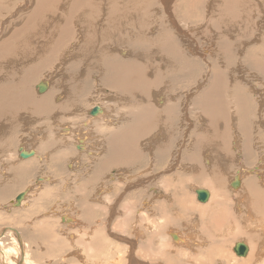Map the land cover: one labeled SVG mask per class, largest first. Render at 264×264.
Instances as JSON below:
<instances>
[{"label":"rangeland","instance_id":"rangeland-1","mask_svg":"<svg viewBox=\"0 0 264 264\" xmlns=\"http://www.w3.org/2000/svg\"><path fill=\"white\" fill-rule=\"evenodd\" d=\"M72 1L58 0L51 3L50 5H53L54 16L56 17L50 15V9H41L39 19L43 21L39 20V23H33V26H36V28L34 27L35 32L29 37L19 35L20 50L9 53L7 57L0 59V82L3 80V83L0 84L10 81L11 85H19L20 83L17 82L22 80L19 77H26L27 73L35 71L37 73L27 88V92L31 90L33 94L28 92V95L30 94L29 98L41 102L50 97L51 104L54 103L51 106L55 107L53 111L45 113L46 116L45 114L36 113L32 110V107L23 108L21 106L22 108L18 107L20 110L17 108L15 112L17 114H14L15 118H11L12 121L1 120L0 122V136L2 137H0V145L2 146V148L0 146V191L3 187L7 185L14 186L16 183L15 179L17 178L13 175V168L23 165L17 155L19 146L40 153H37L33 160L31 159L33 165L29 168L28 174L24 176L25 178L17 180L20 184L15 185L10 194L0 200V231L5 226H12L20 231L22 236L24 235L23 238L25 237L23 242L26 241L24 249H26L29 260H32L35 264H169L172 258L178 259L179 264H202L209 260L211 256H215L214 258L219 261L218 264H222L224 261L227 262L223 264H264V232L260 230V226L264 227V212L261 214L262 216L260 215L262 217L260 221H263L261 223L255 216L248 215L245 208L239 207L241 203H238L237 200L242 196L244 180L256 179L258 184H261L259 189L264 191V74L252 69L247 64L248 51L259 48V51L262 50L261 53L264 52V0H152L154 3L152 2V6L149 7L147 5L145 7L144 2L146 0H77L76 5L71 4ZM19 2L20 0H6L3 2L4 5L0 6L1 45L8 42V38L14 30L20 28L24 23L23 20L30 16L29 12L33 10L36 0H25V2L22 0L21 3L24 2L23 4ZM86 2H91L93 7L99 8L100 6L101 10L83 12L81 5ZM111 5L122 11V14H115L116 18L113 17L114 22L108 19L109 15L111 16ZM9 6L12 8L11 10ZM30 7L32 9H29ZM36 7L38 6H35L34 9ZM139 9H142V12ZM103 11L106 12V15ZM223 11L225 13H222ZM70 12L74 14H70ZM89 12L93 20H97L98 29L108 30L107 33L104 32L107 36L110 31L105 27V24L110 26V24L116 22L117 25H115L118 27L123 22L121 35L115 39L108 36L107 41H111V43L105 42L106 39L99 30V33L93 32L91 34V39L88 38L87 36L90 37V29L87 26ZM101 12L105 18L102 17L103 15L101 17L98 15ZM107 14L109 15L107 16ZM7 17H10L11 23ZM68 17L73 18V27L78 29L75 34L77 38H75V42L74 38L72 40L69 38V41L64 39L60 42L59 29L64 26L63 23L65 24ZM99 18L103 19L99 21ZM154 19L157 21V25ZM104 20L105 22H103ZM119 21L121 22L119 23ZM149 21L154 25L150 26ZM158 23H162L163 26L160 27ZM173 25H176L175 28ZM10 26L13 27V30ZM147 27L152 29L147 31L146 34L149 35H145ZM159 27L165 30L171 28L173 31L171 38L176 42L180 54L194 60L202 69H199V72L193 70L192 74L186 73L185 78L178 81L179 84H175L170 88L167 79V77L170 78V69L167 67V63L165 64L161 59L162 56L160 58L158 55L152 57L155 63L151 62L149 65L146 61V68L148 71L150 70L149 74L147 71L148 78L154 74L151 73V70L157 67L162 72L161 75L164 79L157 86L149 89L142 99L144 102L154 103L155 100L153 99L162 96V102L172 104L169 100L176 97L177 106L175 108L177 109L174 113L175 116L173 115L174 121L169 119V115L163 116L162 119H154V126L149 129L150 132L148 131V134L144 132L142 137L138 139V150L141 153L139 163L136 162L133 167L129 164L128 166H115L111 163L112 160L108 155V141L110 142V139L108 140L107 134H113V132L122 129L129 118V107L122 100L123 98L117 95L116 91L100 85V72L98 70H93L94 75L85 89L83 88L84 85L82 86L84 82L82 84L80 82L84 78L82 73L90 65L98 69L95 61L98 60V56H101L103 50L111 51L114 48L115 51L117 48L129 50L127 42H132L136 38L148 40L147 37H150L152 32L158 31ZM81 28H84V37L80 35ZM182 30L183 32H179ZM5 32L9 35H6ZM125 33L129 38H122ZM3 37L6 42H3ZM85 38H88L90 44L93 45L86 42L87 39ZM124 40L126 43H124ZM73 42L75 44H72ZM131 42L128 44L129 46H133ZM224 44L234 47L224 52ZM64 45L66 46L63 48ZM68 45L73 47V52H80L81 56L84 53L86 55L85 59L89 60L88 58H90L91 63H93L86 64L82 58H78L80 66H78L79 70L76 73L81 77L75 75L72 79L71 76H68V73H71V68L64 53L70 51ZM79 46H82L83 49ZM77 47L80 49L76 50ZM28 48L32 50V55L28 60L21 59L20 55ZM87 49H89V53H86ZM115 51L112 50L111 53L113 52L112 54L115 55ZM129 51L132 57V49ZM52 53L55 56L47 58L46 55H52ZM216 53L220 57L219 60L216 58ZM261 53L259 52V56ZM200 58L204 60V63H201ZM10 60L13 62L11 64L7 63ZM87 60L86 62H88ZM138 61L140 62L139 58ZM15 62H18L19 65H14ZM211 65L215 67V70L221 69L223 77H220L225 78L227 83L226 88L220 85V93L214 98L222 101L219 105L224 107L223 111L227 119V122H219L216 125L217 129L211 128L210 121L200 114L199 106L192 105L197 94L205 92L202 87L213 83L212 80L217 77L213 73L214 69L211 74L209 70ZM11 77L15 80H9ZM46 80L50 87H48L46 93L40 96L36 93L35 85L41 81L46 82ZM20 86L24 85L16 86V90H19L17 93H21ZM235 87H241L251 99L247 103L248 111L250 110L247 124L249 127L248 134L250 133L249 145L251 147V154L248 159L244 156V149H241L244 147L240 134H238L236 106L231 103L232 92H234ZM74 88L78 89L76 94L72 92ZM50 92L51 95H49ZM137 93L138 91L135 94L137 95ZM19 95L16 100L19 99ZM162 97L159 99H162ZM58 98H62V100ZM166 99L168 100L166 101ZM194 101L197 100L194 99ZM57 103L61 104L60 108ZM165 104L155 102L159 109H163ZM96 106H102L101 108L105 109L107 115L105 117L110 121L109 124L104 122L103 118L98 117L97 119V117L89 115L90 110ZM21 110L23 112L26 110L27 115H25L26 113L21 114ZM85 122L88 123V126ZM9 127H12L10 132L7 131ZM65 129H67V132H65ZM215 130L220 132L226 130L228 132L229 145L227 148H231L232 152V156H229L228 159L226 157L227 153L223 152L224 147L221 154L216 148L220 140L213 138ZM10 133L12 134L11 138H9ZM198 133H200V137H204L214 142V144L210 145L208 143L204 148H201V151L194 153L193 156L197 159L193 166L196 169L198 167L209 171L213 163H216V170L221 171L220 178L222 180L218 194L211 185L207 189L205 186L195 185L191 179L197 174L193 172V176L190 175L192 166L179 160L184 149L193 147L194 136H197ZM8 138L12 140L11 145L9 143L7 145ZM82 139L83 143L81 145L84 151L81 152L78 149V144ZM156 141V144L167 143L169 146L167 154L162 159L158 158V146L154 144ZM51 142L53 145L50 144ZM5 143L6 145H4ZM55 144L68 147L67 154L60 155L62 158L53 156L56 150L54 148L58 149L59 147H56ZM8 147L10 148L8 149ZM203 150L208 153H204ZM242 153L243 156H241ZM224 154H226L225 157ZM32 166H34V169ZM253 171L256 172L257 176L259 175V179L256 178ZM238 172H240L241 177L236 175ZM176 175H178V178L174 182L181 181V184L174 183L177 185V189L170 190L174 194V198L169 203L171 204L173 201L175 205L170 209L168 207L169 203L164 202L166 194H164L165 189L161 181L169 177H177ZM180 175H183V177ZM234 176H238L239 181L242 183L236 190L229 186ZM198 188L211 191L210 203L203 205L196 199L194 191ZM22 192H26L25 198L19 206H13L11 203H14V197ZM162 201L166 204L163 205L164 207L162 206V208H165L162 211L165 212L163 213L165 217L158 211ZM218 203L223 204V207L215 209ZM238 207L241 209L238 210ZM225 212L227 214V222H225L230 225L226 227L225 232H222L225 228V224H223L225 222H222L221 218L225 217L223 215ZM208 213L217 214L218 216L212 220L208 217ZM62 218L64 221H62ZM71 221L72 223H70ZM204 227L210 230L209 235L211 238L209 242H214L220 237L226 240L221 249L215 246H210V248L206 240L197 235L201 233ZM139 232L141 233L138 234ZM171 233L178 235V242H175L176 240L172 242ZM187 235H190V237ZM182 238L184 243L180 242ZM5 240L9 242V245L11 244L10 239L5 238ZM236 242H246V244H249L248 246L251 245V253L245 260L237 261L234 259L236 256L233 255V258L231 255V246ZM188 244L190 246H187ZM197 251L201 253L197 254ZM11 255L14 256V254ZM219 257L220 259H218ZM1 258L0 256V264H2ZM221 258L226 259L222 260ZM14 260L17 261V259ZM175 263L178 264V262Z\"/></svg>","mask_w":264,"mask_h":264},{"label":"bare ground","instance_id":"bare-ground-1","mask_svg":"<svg viewBox=\"0 0 264 264\" xmlns=\"http://www.w3.org/2000/svg\"><path fill=\"white\" fill-rule=\"evenodd\" d=\"M6 1V0H0V6L2 7V4L3 2ZM14 1V0H13ZM22 0H20V4H23L25 2V0H23L24 2L21 3ZM58 0H36L35 2V6H38L35 8H33V10L31 12H29L30 16L23 20L24 23L21 25L20 28H17L14 30L13 34H11L9 41L6 42L4 40V37H3V42L5 41L6 43L4 44H0V59L3 58V57H7L9 55V53H13V52H17L20 50V36L19 35H27V37H29L30 35H32L34 32H35V28L36 26H33V23L35 22H38L39 23V20L41 21V19H39V16H40V10L41 9H44V8H47V9H50V15L51 16H54V8H53V5H50L51 3H54V2H57ZM77 0H73L71 4L73 5H76V2ZM79 1H83V0H79ZM154 3V1L152 0H146L144 3H145V7L146 5L149 7L151 5V3ZM29 3V2H28ZM152 3V4H153ZM11 4V3H10ZM14 4V2H13ZM4 5V4H3ZM17 5V4H16ZM19 5V4H18ZM142 5V4H141ZM82 6V11L83 12H87V10H91L90 12H97L99 10H101V7L99 6L98 7H93V4L90 2H86L84 4L81 5ZM114 5H111V10H110V14H107V16L109 15L108 19L111 20V21H115L114 19L116 18V15L115 14H122V11L117 9L116 7H113ZM152 6V5H151ZM6 7V6H5ZM11 7L13 8V5H11ZM10 6V10L12 9ZM18 7V6H17ZM33 7V6H32ZM74 7V6H73ZM231 7V5H230ZM22 8V7H21ZM138 8H139V5H138ZM137 8V9H138ZM5 9V8H4ZM8 9V8H7ZM14 9V8H13ZM15 9H17L15 7ZM29 9H32L31 7ZM28 9V10H29ZM104 10V9H103ZM141 10L142 12V9H139ZM144 10V9H143ZM147 10V9H146ZM17 11V10H16ZM226 11V10H225ZM15 12V11H14ZM73 12V11H72ZM89 12V16L87 15V17L89 18L88 19V27L90 29V37L87 36L85 34V37L87 36L88 38L91 39V34L93 32H96V33H99V31L103 34L102 36L106 39L105 42L107 43H111V41H107L108 39V36H111V38L114 37L117 38L121 35V27H122V24H119V26L117 27L116 25V22L113 23V24H110V26H106L105 24V27L107 29H109L110 33H108V36L105 35L104 32H108V30L106 31L105 29H98V22L97 20H93V18L91 17V13ZM150 12V11H149ZM152 12V10H151ZM228 12V11H227ZM16 14H18L17 12H15ZM104 13V11H103ZM106 13V12H105ZM104 13V14H105ZM222 13H225L224 11ZM12 14V13H11ZM10 14V15H11ZM70 14H74V13H71ZM96 14V13H95ZM94 14V15H95ZM98 14V13H97ZM46 15V14H45ZM100 17L102 14L99 13L98 14ZM106 15V14H105ZM152 15V14H151ZM7 16V15H6ZM5 16V17H6ZM9 16V14H8ZM12 16V15H11ZM22 16V15H21ZM44 16V15H43ZM47 16V15H46ZM86 16V15H84ZM127 16V15H126ZM2 17V16H1ZM56 17V16H54ZM103 18L104 15L102 16ZM114 17V19H113ZM4 18V17H2ZM8 18V17H7ZM10 18V17H9ZM8 18V21L10 20ZM59 18V17H57ZM98 18V17H97ZM103 18H99L98 20L101 21V19ZM13 19V18H11ZM53 19V18H52ZM43 21V20H42ZM41 21V22H42ZM55 21V20H54ZM117 21V20H116ZM14 22V20H13ZM12 22V23H13ZM17 22V21H16ZM56 22V21H55ZM63 22V21H62ZM60 22V23H62ZM105 22V20L103 21ZM121 21H119L120 23ZM154 22H156L155 24L157 25V21H155L154 19ZM162 22V21H161ZM177 22V21H176ZM10 23H11V20H10ZM18 23V22H17ZM149 24L150 26H153L154 24L152 22L149 21ZM2 24V23H1ZM104 24V23H102ZM109 24V23H108ZM116 24V25H115ZM160 25V27L163 26L162 23H158ZM174 24V23H173ZM6 25V24H5ZM15 25V23H14ZM13 25V26H14ZM64 25V26H63ZM63 27H61L59 29V33H60V42L63 41L64 39L68 40L70 38V40H72L74 38V42H75V38H77V35H75L78 31V29H76V27L74 28L73 27V18L71 17H68L65 21V24L63 23ZM16 26V25H15ZM77 26V25H76ZM86 26V27H87ZM101 26V25H100ZM99 26V28H100ZM172 26V25H171ZM174 26V25H173ZM176 26V25H175ZM174 26V28H175ZM12 27V26H10ZM35 27V28H34ZM79 27V26H78ZM157 27V26H155ZM159 29L161 30L159 32V29H157L158 31L156 32H152V35L150 37H147L148 40L146 39H142V38H136L135 40H132L131 42V45L133 46H129L128 44L130 42H127V47L129 48V50L132 49L131 51V55L132 57L130 56V51L128 49H118L117 48V52L115 51V48L112 49L113 52L115 51V55H113L111 53V51L107 50V51H104L101 53V56H98V60L95 61L96 64H97V67L98 69H95L94 66H89L83 73L82 75L84 76V78H82L80 80L82 86L84 85V89L86 88V86H88L89 84V80L92 78V76L94 75L93 74V70H98L100 72V85L102 87H107L108 89L111 88L113 89L114 91H116L117 95L121 96L123 99V101L128 105L129 107V111H128V120L126 121V123L123 125L122 129L118 130L117 132H113V134H107V137H108V140L110 139V142L108 141V155L109 157L111 158L110 160L111 163L115 166H121V165H125V166H134L136 162L139 163V161L141 160V153L140 151L138 150V139L142 137V135L145 134L149 131V129H151V127L153 128V124H154V119H162V117H166L169 115V119L170 120H173L174 121V118H173V115L174 113L176 112L175 110L177 108H175V106H177L176 104V97L175 98H172L171 100H169V102H172V104H165L164 101L162 102L163 100V97L162 96H158L159 98L162 97V99H159V98H155L153 100H155V102H159V104H165L163 109H159L156 105H155V102L154 103H150V102H144L142 97L144 95H146L147 91H149V89L153 88L154 86H157L164 78L163 76L161 75L162 72H160L158 70L157 67H154L152 70H151V73H154L150 76V78H148L147 76V71L148 69L146 68V61H148V65L149 63H155L153 60H152V57L154 58L156 55L159 56H162L161 59H163V61L165 62V64L167 65V67L170 69L169 72V76L170 78L167 77V79L169 80L168 84L170 85V88H172L175 84H179L178 81L179 80H182V78H185V75L186 73H193V70L195 72H199L198 70L199 69H202L200 68V65L196 64V62L192 59H189L188 57L180 54V52L178 51V47H177V44L176 42L171 38V35L173 34V31L170 29L168 30H165L164 28H160ZM15 28V27H14ZM152 28V27H150ZM154 28V27H153ZM1 29V28H0ZM4 29V27H3ZM2 29V30H3ZM7 30V28H5ZM13 30V27L11 28ZM10 29V30H11ZM76 29V31H75ZM80 29V28H79ZM83 29L84 28H81V36H83ZM187 29H190V28H187ZM193 29V28H192ZM5 30V31H6ZM99 30V31H98ZM148 30H152V29H148L147 27V30L145 31V35H149V34H146ZM85 31V30H84ZM4 32V31H3ZM25 32V33H24ZM179 32H183L182 31H179ZM196 33V32H195ZM6 35H9L5 32ZM89 34V33H88ZM185 34V33H184ZM183 34V35H184ZM75 35V36H74ZM79 35V33H78ZM97 35V34H96ZM188 35V34H187ZM5 36V35H4ZM84 37V36H83ZM7 38V37H5ZM88 38H85L87 39L86 42H89V39ZM93 38V37H92ZM122 38H129L128 35H126V33L124 34V36ZM121 38V40H123ZM190 38V37H189ZM41 39V38H40ZM110 39V38H109ZM29 41V38L27 39ZM39 40V39H38ZM120 40V42H121ZM192 40V39H191ZM37 41V40H36ZM69 41V40H68ZM127 41V40H126ZM2 42V43H3ZM35 42V41H34ZM72 43V44H75V43ZM83 42V41H81ZM93 42V41H92ZM24 43V42H23ZM95 43V42H94ZM124 43L125 40H124ZM26 44V43H25ZM59 44V43H58ZM84 44V43H83ZM87 44V43H86ZM90 44V42H89ZM27 45V44H26ZM78 45V44H77ZM80 45V44H79ZM82 45V44H81ZM88 45V44H87ZM90 45H93V44H90ZM109 45V44H108ZM111 45V44H110ZM121 45V44H120ZM23 46V45H22ZM61 46V44H60ZM66 45L63 46V48L65 47ZM69 46V45H68ZM71 46V45H70ZM69 46V47H70ZM106 46V45H105ZM112 46V45H111ZM125 46V45H124ZM193 46V45H192ZM58 47V46H57ZM68 47V48H69ZM80 48H82V46H79ZM76 48V50H78V48ZM89 47V46H88ZM93 47V46H91ZM116 47V46H115ZM123 47V46H122ZM197 47V46H196ZM234 46L232 45H229V44H224L223 45V51L224 52H227L228 50L232 49ZM79 48V49H80ZM86 49V47H84ZM105 48V47H104ZM121 48V46H120ZM131 48V49H130ZM190 48V47H189ZM194 48V47H193ZM264 48V46H263ZM83 49V48H82ZM92 49V48H91ZM110 49V48H109ZM70 51H68V53L65 51V57L68 58L69 60V63H70V68H71V73L69 74L68 73V76H71L72 79H74V76L75 75H78L76 73L77 70H79L78 66L79 65V57L82 58L84 60V62L86 64L88 63H91L90 61V58H88L89 60L85 59L86 58V55H84V53L82 54L83 56H81V53L78 52L75 53L72 51L73 50V47H70L69 49ZM191 50V48H190ZM193 50V49H192ZM197 50V48H196ZM260 49H252L250 51H248L247 53V64L254 70L256 71H260L261 73L264 74V52L261 53V51H259ZM94 51V50H93ZM221 51V50H220ZM54 52V51H53ZM96 52V50H95ZM189 52V51H188ZM196 52V51H195ZM199 52V51H198ZM216 52V50H215ZM259 52L261 53V55L259 56ZM32 50L30 48H28V50H25L22 52V54L20 55V58L21 59H27L32 55ZM63 53V54H64ZM69 53H72V54H69ZM86 53H89V49H87ZM94 53V52H93ZM91 54V53H90ZM200 54V53H199ZM36 55V54H34ZM95 55V54H94ZM128 55V56H127ZM203 55V54H202ZM216 55V58H218V60L220 59V57L217 55V53L215 54ZM45 56V54L43 55V57ZM47 58H50V57H54L53 56V53L52 55H46ZM50 56V57H49ZM127 56V57H126ZM167 56H168V61H167ZM191 56V55H190ZM200 57V55H198ZM197 56V58H199ZM205 56H206V53H205ZM37 57V55H36ZM92 57V56H91ZM196 57V55H195ZM193 57V58H195ZM138 58L140 60V62L138 61ZM158 58V57H157ZM158 58V59H159ZM230 59V57H228ZM262 58V59H260ZM97 59V58H96ZM212 59V58H211ZM6 60V58H5ZM13 60H16V59H13ZM30 60V59H29ZM86 60L88 62H86ZM94 60V59H93ZM196 60V59H195ZM82 61V60H81ZM200 61L201 63H204L203 59L201 60L200 58ZM13 61H8L7 63H12ZM158 62V61H157ZM163 63V62H162ZM14 65L18 64V62H15L13 63ZM62 64V63H61ZM93 64V63H91ZM173 64V66H172ZM206 64V63H205ZM214 64V63H213ZM8 65V64H7ZM19 65V64H18ZM41 65V63H40ZM43 65V64H42ZM45 66V65H44ZM86 66V65H85ZM164 66V65H163ZM162 66V67H163ZM76 67V68H75ZM82 67V66H81ZM84 67V66H83ZM17 68V67H16ZM85 68V67H84ZM91 68V70H90ZM211 69H209L211 71V74H212V71L214 69V72L215 75L217 76L215 79H213V83L209 84L208 86H204L202 87V90L205 91L204 93L202 94H197L196 99L197 101H194L193 99V102H192V105L195 107L196 106H199V112L201 115H203L204 117H206L209 121H210V126L211 128L213 129H217L216 125H218L219 122H223V121H226L227 122V119H226V116H225V112L223 111L224 110V107L222 105H219L222 103V101L220 100H217V99H214L217 95H219V91H220V85L223 87V88H226V80L225 78H221L223 77L222 76V71L221 69L220 70H215V67L214 66H210ZM9 69V68H8ZM30 70V69H29ZM38 71V70H37ZM64 71V70H63ZM150 71V70H149ZM149 71H148V74H149ZM1 72V71H0ZM209 72V71H208ZM15 73V72H14ZM37 72L33 71V72H30L28 75L26 74V77H19V78H22V80H18L19 82L17 83H20L19 85H24V86H20V92L21 93H17L19 92V90L17 91L16 90V86H19L18 84L16 86H14L13 84L11 85L10 81L9 80H12L14 81L16 79V74H15V79H12L10 78L8 81V83H5V84H0V122L1 120H4V121H7V120H11V118L14 117V114H17L15 113L17 108L19 107H32V110H34L36 113H40V114H45L47 112H51L54 110L55 107L51 106V98L48 97L46 98V100L44 101H41V102H36L34 100H32L31 98H29V95H28V92H30L32 94V91L28 90L27 92V88H28V85L29 83L31 82V80L34 78V76L36 75ZM81 73V72H80ZM79 73V74H80ZM95 73V72H94ZM150 73V74H151ZM210 73V72H209ZM25 74V73H24ZM64 75V74H63ZM67 75V74H65ZM210 75V74H209ZM13 76V75H12ZM23 76V74H22ZM80 76V75H78ZM221 76V77H220ZM81 77V76H80ZM18 78V77H17ZM55 78V77H54ZM68 78V77H67ZM60 80V79H59ZM71 80V79H70ZM62 81V80H61ZM69 81V80H68ZM47 82V80H46ZM54 82V81H53ZM0 83H3V80H1ZM48 83V82H47ZM58 83V82H56ZM64 83V81H63ZM68 83V82H67ZM66 83V84H67ZM71 83V81H70ZM69 83V84H70ZM75 83V81H74ZM73 83V84H74ZM164 83V82H162ZM161 83V84H162ZM166 83V82H165ZM38 84V83H37ZM36 84V85H37ZM65 84V83H64ZM77 84V83H76ZM80 84V83H79ZM35 85V86H36ZM50 85V84H49ZM242 85V84H241ZM240 85V86H241ZM66 86V85H65ZM50 87V86H48ZM52 87V86H51ZM56 87V85H55ZM55 87H52V88H55ZM77 87V86H76ZM201 87V86H200ZM78 88V87H77ZM49 89V88H48ZM71 89V88H70ZM159 89V88H158ZM234 92H232V100H231V103L232 105L236 106V115L238 116V123H237V126H238V134H240V138L242 140V145L244 148H241L245 153H244V156H246L245 158H249L250 157V145H249V135L250 133L248 134L249 132V127H248V124H247V120L248 118L250 117V110L248 111V107H247V103L249 101H251L250 97L244 92V90L241 88V87H235L234 88ZM89 90V89H88ZM35 91V90H33ZM48 91V90H47ZM46 91V92H47ZM78 91V89L74 88L72 90V92L74 94H76ZM138 91V93H140L138 95L135 94L136 92ZM201 91V90H200ZM199 91V92H200ZM202 91V92H203ZM45 92V93H46ZM58 92V91H57ZM80 92V91H79ZM237 92V93H236ZM37 93V92H36ZM60 93V92H59ZM70 93V92H69ZM89 93V92H88ZM115 93V92H114ZM20 94V95H19ZM142 94V96H141ZM19 95V99L16 100L17 96ZM33 95V94H32ZM49 95H51V92L49 93ZM41 96V95H40ZM62 96V95H61ZM60 96V97H61ZM195 96V95H193ZM20 97H22L20 99ZM33 97V96H32ZM52 97V96H51ZM65 97V96H64ZM76 97V96H75ZM112 97V96H111ZM227 97V96H226ZM35 98V97H34ZM55 98V97H54ZM146 98V97H145ZM151 98V97H150ZM187 98V97H185ZM60 99V98H58ZM104 99V98H103ZM115 99V98H114ZM188 99V98H187ZM38 100V99H37ZM62 100V98L60 99ZM64 100V99H63ZM150 100V99H149ZM168 99H166L167 101ZM192 101V99H190ZM102 102V101H101ZM185 102V101H184ZM261 102V101H260ZM61 103V102H60ZM168 103V102H167ZM187 103V102H186ZM189 103V102H188ZM59 104V103H57ZM76 104V103H75ZM263 104V103H262ZM59 108L61 107V104H59ZM63 105H64V102H63ZM187 105V104H186ZM68 106V105H67ZM156 106V108H154ZM163 106V105H162ZM21 107V108H22ZM63 107V106H62ZM96 107H99V106H96ZM102 107V106H101ZM101 107H99V113L94 116V117H98L99 118H103L104 119V122H107V124L110 123V121H108V119H106L107 116L105 114V109H102ZM179 107V106H178ZM18 108V110H20ZM58 108V109H59ZM66 108V107H65ZM186 108V107H185ZM187 109V108H186ZM63 110V108H62ZM65 110V109H64ZM184 110V109H183ZM22 111V110H21ZM19 111V112H21ZM56 111V110H55ZM59 111V110H57ZM18 112V113H19ZM27 111L25 110V112L22 111L21 114L23 113H26ZM34 112V114H35ZM28 113V112H27ZM27 113L25 115H27ZM31 113V112H30ZM59 113V112H58ZM188 113V112H187ZM20 114V113H19ZM50 114V113H49ZM55 114V113H54ZM61 114V113H60ZM185 114V113H184ZM30 115V114H29ZM39 115V114H38ZM46 115V114H45ZM32 116V115H31ZM37 116V115H36ZM47 116V115H46ZM51 116V115H50ZM175 116V115H174ZM224 116V117H223ZM19 117V116H18ZM39 117V116H38ZM15 118V117H14ZM17 118V117H16ZM41 118V117H40ZM225 118V119H224ZM55 119V118H54ZM106 119V120H105ZM167 119V118H166ZM167 119V120H169ZM14 120V119H13ZM110 120V119H109ZM3 121V122H4ZM161 121V120H160ZM49 122V121H48ZM88 122H89V119H88ZM162 122V121H161ZM168 122V121H167ZM252 122V121H251ZM86 123V122H85ZM157 123V122H156ZM249 123V122H248ZM26 124V123H25ZM53 124V123H52ZM88 123H86L87 125ZM166 124V123H165ZM207 124V123H205ZM1 125V124H0ZM8 125V124H7ZM16 125V124H15ZM13 128L14 127V124H12ZM88 126V125H87ZM158 126V125H157ZM163 126V125H162ZM8 127V126H6ZM26 128V126H25ZM167 128V127H166ZM9 130H7L8 132H10V129L12 130V127H9L8 128ZM204 129V128H203ZM202 129V130H203ZM28 130V129H27ZM1 131V130H0ZM6 131V132H7ZM3 132V131H2ZM5 132V131H4ZM65 132H67V129H65ZM150 132V131H149ZM11 134V133H10ZM9 134V135H10ZM50 134V133H49ZM148 134V133H147ZM170 134V133H169ZM253 134V133H252ZM6 135V134H5ZM44 135V134H43ZM46 135V134H45ZM7 136V135H6ZM12 134L10 135L9 138H11ZM105 136V135H104ZM253 136V135H251ZM1 137V136H0ZM144 137V136H143ZM2 138V137H1ZM6 141L7 142V145L9 143V145L12 144V140L9 139ZM103 138V136H102ZM213 138L217 139V140H220V142L216 145V148L218 149V152L221 154L222 151H223V147H224V151L223 152H226L227 153V156L226 154H224V157L226 156L227 159L230 158L232 156V152H231V148H227V146L229 145V140L227 139L228 138V132L225 130L224 132H220L219 130H215L213 132ZM233 139V138H232ZM253 139H255L253 137ZM1 140V139H0ZM6 140V139H5ZM39 140V139H38ZM105 140L107 141V139L105 138ZM27 141V140H26ZM158 141V140H157ZM154 142V144L157 143ZM206 141V142H205ZM256 141V140H255ZM11 142V143H10ZM28 142V141H27ZM260 142V141H259ZM3 143H4V140H3ZM21 143V142H20ZM83 143V139L80 141V143L78 144V149L82 152L84 151L83 150V146L81 145ZM214 144V142H211L209 141L208 139L204 138V137H200V133L197 134V136H194V144H193V147H191L190 149H184V157H183V152L182 154L180 155V158L179 160H181L182 162H186V163H189L192 167L190 168V175L193 176V172L194 174H197V175H194L193 178L191 179V181L195 184V185H198V186H205L206 189L209 185L213 186V189H215L216 193L218 194V192L220 191V185H221V178H220V175H221V171L219 170H216V163H213V166L212 168L207 171V170H204L203 168H198L197 169L193 166L194 165V162L195 160L197 159V157L195 158L193 155L195 152H199L201 151V148H204L205 145L207 144ZM51 145L52 142L50 143ZM262 144V143H261ZM6 145V143L4 144ZM15 145V144H14ZM25 145V144H24ZM56 147H58L59 145L58 144H55ZM158 147V150H159V155H158V158L159 159H162L165 154H167V149H168V144L167 143H158L156 144ZM231 145V144H230ZM1 146V145H0ZM38 146V145H37ZM241 146V145H239ZM238 146V147H239ZM252 146V145H251ZM12 147V146H11ZM44 147V146H43ZM154 147V146H153ZM231 147V146H230ZM2 148V146H1ZM10 147H8L9 149ZM22 149L23 151H26L28 154L33 152V156H31L30 158H26V159H21L19 158V149ZM100 148V147H99ZM149 148V147H148ZM182 148V147H181ZM253 148V147H252ZM56 149L55 152H54V157H58V158H62L60 157V155H65L67 154V151L69 150L68 147H66L65 145H60L57 148H54ZM238 149V148H237ZM7 150V149H6ZM106 150V151H107ZM156 150V149H155ZM1 151V149H0ZM204 153H208L206 152L205 150H203ZM234 151V150H233ZM238 151V150H237ZM242 151V152H243ZM252 151V150H251ZM11 152V151H10ZM41 152V151H40ZM235 152V151H234ZM38 153V151H37ZM36 151H33V150H28L26 149L24 146H19L18 147V152H17V155H18V158L21 159V161L23 162V165H19L18 167H15V169L13 168L14 170V177H16L17 179L16 180V183L15 185L17 184H20V182H18L17 180L18 179H22L25 178L24 176H26L28 174V170L29 168L31 167L32 164V160L34 157H36L37 155ZM103 153V152H102ZM237 153V152H236ZM40 154V153H38ZM51 154V153H50ZM246 154V155H245ZM234 155V154H233ZM237 155V154H236ZM239 155V154H238ZM43 156V154H42ZM230 156V157H229ZM240 156V155H239ZM243 156V153L242 155ZM213 157V156H212ZM235 157V156H234ZM39 158V157H38ZM37 158V159H38ZM41 158V157H40ZM208 158V157H207ZM237 158V157H235ZM234 158V159H235ZM243 158V157H242ZM32 159V160H31ZM216 159V158H215ZM40 160V159H39ZM218 160V159H216ZM221 160V159H220ZM233 160V158H232ZM236 160V159H235ZM243 160V159H242ZM2 161V160H1ZM11 161V160H10ZM20 161V162H21ZM211 161V160H210ZM245 161V160H243ZM241 161V162H243ZM36 162V161H35ZM180 162V163H182ZM208 162V161H207ZM1 163V162H0ZM38 163V162H37ZM99 163V162H98ZM110 163V162H109ZM198 163V162H197ZM239 163V162H238ZM245 164V162H243ZM242 163V164H243ZM15 164V163H14ZM41 164V163H40ZM105 164V162H104ZM30 165V166H29ZM103 165V164H102ZM108 165V163H107ZM139 165V164H138ZM145 165V164H144ZM204 165V164H203ZM34 166H35V163H34ZM34 166H32V168L34 169ZM98 166V165H97ZM104 166V165H103ZM102 166V167H103ZM205 166V165H204ZM224 166V164H223ZM3 167V166H2ZM83 167V166H82ZM100 167V166H99ZM31 168V169H32ZM126 168V167H125ZM32 169V170H33ZM37 169V168H35ZM81 169V167H80ZM188 169V168H187ZM206 169V168H205ZM224 169V168H222ZM257 169V168H256ZM30 170V171H32ZM82 170V169H81ZM225 170V169H224ZM29 171V173H30ZM245 171V170H244ZM36 172V170H35ZM41 173V172H40ZM79 173H82V172H79ZM167 173V172H166ZM254 175L256 176V178L259 179V175L257 176L256 172H254ZM188 174V173H187ZM244 174V173H243ZM3 175V174H2ZM43 175V174H42ZM238 175L239 177L240 176V172H238ZM45 176V175H44ZM177 177H169L168 179L164 178L165 180L161 181V184L163 185L165 191H164V194H166L165 196V203L168 204L169 201L174 198V194L172 192H170V190H175L177 189V185H175L174 183H180L181 184V181H177V182H174V180H176L178 178V175H176ZM183 177V175H180ZM9 177V176H8ZM236 177V176H234ZM9 179V178H8ZM234 179V178H233ZM232 179V180H233ZM239 179V178H238ZM249 179V178H247ZM20 180V181H22ZM41 181L43 180L40 179ZM231 180V182H232ZM255 180V181H254ZM34 181V180H33ZM245 183H244V187L242 188V196L241 198H237L238 200V203H241L239 207H242V208H245V211L248 215H252V216H255V218H257L258 221L262 220V217H260V215L264 212V191L259 189V185L261 184H258V181L254 178H251L249 180H244ZM7 182V181H6ZM91 182V181H90ZM94 182V181H93ZM240 182V185L242 184L241 181ZM10 183V182H9ZM46 183V182H45ZM37 184V183H36ZM179 184V185H180ZM14 185V186H15ZM14 186H11V185H7L5 187H3V189L0 191V200H2L3 198H5L8 194H10V192L12 191L13 187ZM40 186V185H39ZM47 186V185H46ZM230 186V185H229ZM39 189V188H38ZM222 189V188H221ZM231 189V188H230ZM197 190H203L205 191L208 196L206 198V200L204 202H201L203 205H206L208 203H210L211 201V197H212V194H211V191L208 189V190H205V189H195L194 191V194L196 195V191ZM236 190V189H234ZM214 193V192H213ZM20 194V193H19ZM19 194H17L16 196H18ZM215 194V193H214ZM16 196L14 197V199L16 198ZM238 196V195H237ZM43 197V196H42ZM239 197V196H238ZM196 199H197V195H196ZM236 199V198H235ZM168 200V201H167ZM23 201V200H22ZM21 201V202H22ZM207 201V202H206ZM163 202V201H162ZM161 202V206L158 207V211L160 212V214L162 213H165V212H162L164 211L165 208H162L163 205H166L164 204V202L162 203ZM160 203V202H159ZM175 205L172 201V203L168 205V207L171 209L173 208ZM164 207V206H163ZM167 207V209H168ZM218 207H223V204H220L218 203V205L215 207V209H217ZM237 208L238 210L241 209V208ZM29 208V207H28ZM21 211V210H20ZM2 212V211H1ZM8 212V211H7ZM10 212V210H9ZM15 212V211H14ZM12 215V214H10ZM14 215V214H13ZM205 215V213H204ZM203 215V216H204ZM208 217L210 219L213 220V218L217 217L218 215L217 214H212V213H208L207 214ZM225 217H220L222 222H225L226 219H227V214L226 212L223 214ZM163 217H165V214L162 215ZM262 216V215H261ZM208 217H206V219H208ZM72 218V217H70ZM69 218V219H70ZM203 218V217H202ZM75 219V218H74ZM90 219V218H89ZM201 219V217H200ZM205 219V218H204ZM203 219V220H204ZM229 219V218H228ZM235 219V218H234ZM168 220V219H167ZM230 220V219H229ZM208 221V220H207ZM233 221V219H232ZM13 222V221H12ZM227 222V221H226ZM225 224L224 225V231L222 232H225L226 231V227L230 224ZM231 222V220H230ZM235 222V221H234ZM261 223H263V221H260ZM259 222V223H260ZM72 223V221L70 222ZM76 223V222H75ZM252 223V221H251ZM64 224V223H63ZM222 224V225H223ZM233 224V223H232ZM235 224V223H234ZM236 225V224H235ZM156 226V225H155ZM161 226V225H160ZM172 226V225H171ZM260 226V225H259ZM219 227V226H218ZM223 227V226H222ZM257 227V226H256ZM152 228V227H151ZM155 228V227H154ZM30 229V228H29ZM216 230V229H214ZM218 230V228H217ZM260 230L264 232V227L263 226H260ZM136 231V230H135ZM141 231V230H140ZM209 228H206L204 227L202 230H201V233L197 234L198 236H202L201 238L203 240H206L207 242V245L210 246H215V247H218L219 249H221L222 245H225V239L220 237L218 238V240H214V242L210 241V233H209ZM235 231V230H234ZM145 232V231H144ZM199 232V231H198ZM221 232V233H222ZM42 233V232H41ZM43 233H45L43 231ZM133 233V232H132ZM141 232H139L138 234H140ZM28 234V232H27ZM162 234V233H161ZM264 234V233H263ZM102 235V234H101ZM125 235V234H124ZM137 235V234H136ZM167 235V234H166ZM224 235V233H223ZM24 236V235H23ZM22 234L20 231H18L16 228L12 227V226H5L3 227V229L0 231V256L2 257V264H35L32 262V260L30 261L29 260V257H28V254L26 253V249H24V243L26 242H23L24 241V238H23ZM160 236V235H159ZM188 236V235H187ZM222 236V235H221ZM28 237V236H27ZM168 237V236H167ZM175 237V239H174ZM190 237V235L188 236ZM5 238L7 239H10L11 241V244L9 245V242H6L7 240H5ZM152 238V237H151ZM170 238L173 242V240H176L175 242H178L179 238H178V235L176 234H173L171 233L170 234ZM228 238V237H227ZM189 239V238H188ZM196 239V238H195ZM223 239V240H222ZM252 239V238H251ZM190 240V239H189ZM28 241V240H27ZM191 241V240H190ZM192 241H195V240H192ZM221 241V243H220ZM13 242V243H12ZM149 243V241H147ZM152 242V241H151ZM180 242H183L184 243V240L183 238L181 239ZM237 243H243L246 245L248 251H247V254L245 257H238L234 254L233 252V247L235 244ZM41 244V243H40ZM186 244V242H185ZM194 244V243H193ZM200 244V243H199ZM134 245V244H133ZM149 245V244H148ZM173 245V244H172ZM177 245V244H176ZM180 245V244H179ZM184 245V244H183ZM198 245V244H196ZM249 244H246V242H236L233 244V246H231V252H232V256H236V258H233L237 261H241V260H245L247 257H249L248 255L251 253V248L250 246H248ZM27 246V245H26ZM178 246V245H177ZM187 246H190L189 244ZM201 246V245H200ZM208 247V246H207ZM140 248V247H139ZM142 248V247H141ZM211 248V247H210ZM209 248V249H210ZM85 249V248H84ZM131 249V248H130ZM154 249V248H153ZM91 250V249H90ZM203 250V249H202ZM223 250V249H222ZM44 251V250H43ZM154 251V250H153ZM173 251V250H172ZM201 251V250H199ZM197 251L196 253L199 254L201 252ZM29 252V251H28ZM35 252V251H34ZM40 252V250H39ZM125 252V251H124ZM140 253V252H139ZM145 253V252H144ZM195 253V254H196ZM11 254H14V256H12ZM208 254V253H207ZM220 254V253H219ZM131 255V254H130ZM217 255V253H216ZM221 255V254H220ZM193 256V255H192ZM200 256V255H199ZM202 256V255H201ZM134 257V256H133ZM166 257V256H165ZM179 257V256H178ZM215 257V256H214ZM214 257H209V260H207L206 262L202 263V264H218V260H216ZM218 257V256H217ZM216 257V258H217ZM223 257V256H222ZM17 259V261H15L14 259ZM205 258V257H204ZM203 258V259H204ZM207 259V258H206ZM220 259V257L218 258ZM222 259V258H221ZM223 259H226V258H223ZM222 259V260H223ZM172 260V261H171ZM169 261V264H173L175 262H178L179 264V260L178 259H171ZM201 260V259H200ZM232 260V259H231ZM149 261V260H147ZM254 261V260H253ZM158 262V261H157ZM201 262V261H200ZM203 262V261H202ZM224 262H227V261H224ZM223 262V263H224ZM244 262V261H243ZM95 263V262H94ZM139 263V262H138ZM167 263V261H166ZM195 263V262H194ZM199 263V262H198ZM222 263V264H223ZM240 263V262H239ZM176 264V263H175ZM242 264V263H241ZM249 264V263H248Z\"/></svg>","mask_w":264,"mask_h":264},{"label":"water","instance_id":"water-1","mask_svg":"<svg viewBox=\"0 0 264 264\" xmlns=\"http://www.w3.org/2000/svg\"><path fill=\"white\" fill-rule=\"evenodd\" d=\"M35 90L37 94L39 95L44 94L48 90V83L45 81L39 82L35 86ZM98 113H99V107H94L92 110H90L89 115L94 117ZM31 156H33V152L28 154L26 151H23L21 148L19 149V158L26 159V158H30ZM239 185H240V182H239L238 176H236L230 183V187L232 189H237L239 188ZM195 193L197 195V200L199 202H204L208 196V194L203 190H197ZM25 194L26 192L20 193L18 196H16L14 203H11V204H13V206L15 207L19 206L21 201L25 198ZM62 221H64L63 218H62ZM232 250L234 254L238 257H245L248 251L246 245L243 243L235 244Z\"/></svg>","mask_w":264,"mask_h":264}]
</instances>
